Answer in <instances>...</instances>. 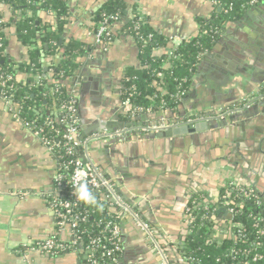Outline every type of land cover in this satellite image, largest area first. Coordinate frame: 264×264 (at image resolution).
Returning <instances> with one entry per match:
<instances>
[{"label":"crops","instance_id":"1","mask_svg":"<svg viewBox=\"0 0 264 264\" xmlns=\"http://www.w3.org/2000/svg\"><path fill=\"white\" fill-rule=\"evenodd\" d=\"M102 1L69 0L70 13L61 28L60 51L55 57L57 59L59 54L62 55L71 41L87 47L77 59L79 64L74 75L63 82L75 102L81 126L79 139L102 130L93 129L100 122L135 123L112 130H131L134 144H143L142 147L121 148L118 151L116 147L122 145L117 144L112 151L110 142L91 140L87 148L88 157L113 180L124 202L128 203L127 198L133 201L130 205L135 206L141 218L153 227L165 247L175 249V252H168L171 264H186L177 245L181 238L186 239L191 233L196 199L204 210L203 215L215 240L228 238L234 232L232 219L220 211L221 208L229 209L226 195L230 193L231 181L256 192L264 206V112H260V108H264V100L242 112L248 113V116L239 118L237 122L254 117L245 125V132L238 127L216 136L214 145L213 140H209L207 149L200 147L201 155L206 152L215 155L211 157L214 160L209 161L210 158L207 164L198 162L191 166V159L185 158L186 154L178 155L177 151L172 154L166 148L157 149V139L151 138L154 133L137 131L139 126L171 120L169 112L154 110L133 115L131 110H127L122 96L123 74L127 67L139 66V48L135 38L120 30L131 10L126 11L122 19H117L114 27H110L111 38L98 44L94 37L92 13ZM259 5H263V0L256 6ZM134 11L147 18L157 34L169 39L176 34H194L198 20L211 17L214 7L210 0H136ZM49 15L45 11L37 15L47 30L55 28V20ZM0 17L9 23L13 18L12 8L0 4ZM263 26L264 12L247 18L242 28L225 26L224 33H233L230 37L237 46L226 43L216 59L206 60L203 64L201 80L194 83V77L191 78L188 88L193 85V89L198 87L195 90L197 99L205 96L211 101V96L216 93L228 95V100L241 102L258 94L264 87V40H260L258 45V38H251L250 34L257 33L256 29ZM3 32L9 62L20 64L25 61L31 46L20 41L15 23L6 25ZM248 45H257V56L258 52L262 55L259 60L251 63L244 60L243 51ZM236 53L242 55L238 61L228 58H234ZM231 61L233 71L224 72ZM26 78V74L17 75L19 82H25ZM213 79L225 81L227 86L217 89L212 86ZM196 98H189L185 104L183 111L186 114L200 110L206 112L200 102V105L195 102ZM194 104L200 110L192 108ZM173 112L178 113L176 110ZM152 160L154 167L145 162ZM219 160L230 162L238 169L221 164ZM162 164L167 168L165 172L160 167ZM55 170V158L47 146L15 119L0 98V264H83L79 248L58 256L25 249L30 243L46 240L53 234H58L61 240L67 242L72 240L73 233L68 226L57 231L54 213L47 201V197L57 189ZM160 177L164 179L160 180ZM121 223L119 264H159L134 222L124 217Z\"/></svg>","mask_w":264,"mask_h":264},{"label":"trees","instance_id":"2","mask_svg":"<svg viewBox=\"0 0 264 264\" xmlns=\"http://www.w3.org/2000/svg\"><path fill=\"white\" fill-rule=\"evenodd\" d=\"M135 1H102L92 13L94 32L105 17L115 15L120 20L126 11L131 10L120 30L135 38L139 48V66H130L124 71L123 99L129 101L132 109L142 107L144 111H175L182 98L181 93L188 90L201 56L223 34L226 23L239 19L248 9L244 8L247 7V0H216L212 16L198 20L197 34L176 48H171L169 39L151 28L147 18L138 21L134 17ZM0 4H7L13 11V18L9 23L0 17L3 20L0 28L14 22L20 41L31 46L25 61L20 64L9 62L5 54L4 32L0 29V71L13 76L15 88L12 98L16 102L19 116L42 127L46 137L51 140L64 142L62 135L65 126L62 119L65 112L59 106L68 102L71 96L63 82L74 75L79 64L77 59L87 48L83 43L71 41L65 46L61 57L55 59L60 51V31L70 13L69 0H0ZM44 11L50 12V18L55 20V28L47 30L37 16ZM28 12L31 13L30 16L27 15ZM114 26L115 21H111L110 27ZM110 38L111 29L105 40ZM19 73L27 75L25 82L17 81ZM36 76L40 78L37 79ZM258 93L264 96V87ZM77 154H81L80 150H77ZM53 156L58 164L55 173L70 174L72 156L66 153L65 147L55 148ZM64 183L63 188L47 197L48 204L55 210L63 211L57 201L78 200V205L72 212L78 219L79 238L74 248L68 251L55 250L51 255L58 256L79 248L83 264H88V255L98 264H109V257L103 253L104 248H94L87 253L84 247L90 237L96 238L101 234L109 238L103 243L105 248L112 247L114 240L121 245L105 228L106 224L120 227V213L103 190H94L88 186L95 198V202L89 203L79 199L77 193L70 192L67 180H63ZM234 193H230L233 202L228 207L235 213L233 230L236 234L230 239L213 238L210 225L206 219L201 218L204 210H201L199 200H195V220L181 249L182 256L187 259L186 264H264V234L261 233L264 228L263 202H260V196L254 191L248 198L235 197ZM48 238L61 240L58 234Z\"/></svg>","mask_w":264,"mask_h":264},{"label":"built area","instance_id":"3","mask_svg":"<svg viewBox=\"0 0 264 264\" xmlns=\"http://www.w3.org/2000/svg\"><path fill=\"white\" fill-rule=\"evenodd\" d=\"M261 0H247L245 4L247 7L250 8L256 6L260 3ZM213 5H216V0H210ZM47 14H50L49 11H45ZM50 16V15H49ZM134 17L138 21H143L144 17L139 13L136 12ZM3 20L0 18V23ZM111 21H117V16H107L103 19V21L99 24L97 29L94 32V37L96 43H103L105 42V36L110 31V24ZM3 31V27L0 28ZM198 29V27H197ZM197 34V30L192 35H184V34H176L169 38V46L171 48H176L184 44L185 42L191 40ZM171 54V53H170ZM203 56V55H202ZM201 56V57H202ZM36 78H40V76H36ZM15 88V83L13 76L9 74H4L0 71V98L5 104V106L12 112L15 119L19 120L25 127L29 128L36 136H38L42 142L47 146L49 152L53 155L54 149L59 148L60 146L65 147L66 153L72 156L71 165L72 170L70 174H61L55 173V182H56V192H58L61 188L65 186L63 184V180H67L70 184V192L72 194L76 193V189L80 183H87L89 187L94 190H103L106 192V197L109 198L110 202L113 204L116 210L120 213L121 219L124 217H129L135 224V226L143 233L144 239L146 240L147 244L150 245L154 254L158 258L159 264H171L169 260L168 252L164 245H162L156 231L153 227L144 219L141 218L140 213L135 210V206L130 205L124 202L117 192L116 186L113 180L106 176L105 173L88 157L87 148L88 143L91 140H102L105 142H112L125 139L127 136H130L132 132L129 129H116V130H99L89 134L85 139H79V135L81 132V126L79 124V120L77 117V110L75 106L74 100L71 98L68 102L61 104L59 106L60 110H64L65 114L63 116L62 122L65 126V132L62 135L64 142L55 141V139H50L46 137L44 134V130L42 127L36 126L30 121H26L20 118L18 109L16 107V102L12 98V92ZM185 93H181V97ZM264 100L263 94H256L250 97L244 98L240 104L237 106H232L228 108L226 112L219 113L216 115H188L185 117H174L171 120L163 121L160 123L150 124L146 126H139L138 133H157L164 130H170L180 126H189L195 125L199 122H211L213 120H219L221 117L227 114H233L236 111H241L242 109L250 108L254 103L258 101ZM125 104H128V100H124ZM133 115H140L144 111L142 107H136L131 109ZM50 123V120H48ZM134 132V131H133ZM77 150H80L81 154H77ZM55 158V157H54ZM56 165L57 160L55 159ZM230 185V193L233 191L235 192V197H245L248 198L253 195V190L244 188L236 184L235 182L231 181ZM25 195V193H24ZM234 197V198H235ZM48 201V200H47ZM257 202V201H256ZM261 202V199H260ZM49 203V201H48ZM57 203L62 207L63 211H58L52 208L57 231L63 230L66 226H69L71 229L73 236L71 243L64 241V240H55L52 238H47L46 240H41L40 242L30 243L28 246L25 247L27 251H36L45 253L48 255L53 254L55 250H62L68 251L73 246L78 243L79 238V231L77 229V216L74 215L72 212L73 208L78 205V200H64V201H57ZM228 211L232 214V223L234 225V210L231 207H228ZM115 210V209H113ZM201 218L205 219V215H202ZM105 228L110 232V236L113 239H118L120 243V227L117 225H109L106 224ZM264 234V228L261 231ZM236 234V231L233 232V235ZM109 238L101 234L99 237L92 238L90 237L88 240L87 245L84 247L87 253L93 251L94 248L102 247L104 248V255L109 257L110 263L109 264H119V256L121 253V245L117 244L116 241H113V246L110 248H105L103 245L104 242L108 241ZM88 264H98L97 261L91 256L86 257V262Z\"/></svg>","mask_w":264,"mask_h":264},{"label":"water","instance_id":"4","mask_svg":"<svg viewBox=\"0 0 264 264\" xmlns=\"http://www.w3.org/2000/svg\"><path fill=\"white\" fill-rule=\"evenodd\" d=\"M258 12H264V0H263L262 6L261 5L254 6L250 9H248L247 11H245L243 13V15L239 19L227 22L226 26H228V27L230 26V27H234V28H242V25L247 22V18L253 16V14L258 13ZM256 30H257L256 31L257 33H255V34L251 33L250 35H251V38H258V40L256 41V44L260 45L259 41L264 40V26L262 28H257ZM231 34H233V33H231V32H225L224 33L223 32L221 37L216 40L214 45L203 54L201 60H199L200 62H198V64H197V68H196L195 73L192 75V78L194 77L193 78L194 83H196V80H198V79L201 80V75H202L201 72L204 70L203 64L206 63V60L216 59L217 55L222 52V49H223L222 47L226 43L231 44V45L236 44L231 39V37H230ZM234 35H236V33H234ZM236 46H237V44H236ZM256 46L253 47L251 45H248V48L246 49V51L245 52L243 51V53L245 54V57L243 56L244 60L251 63L257 59L258 60L260 59L261 54L258 52V56H257V52H256L257 49H255ZM246 52H248V53L246 54ZM60 57H61V54H59L57 58H60ZM239 57L241 58L242 55L241 54L239 55L236 53L234 55V58L232 56H229L228 58H231L232 60L234 59L235 61H238ZM262 57H264V55ZM232 62L233 61L230 62L228 68H226V70L224 72H227L228 70H230L229 73H231L233 71V70L231 71V69L234 68V64ZM197 70H198V72H197ZM212 86H214L217 89H223L224 87H222V86H227V84L225 81L223 83V81H220V80L216 81L215 79H213ZM193 87H194V85L192 86V88H188V91L182 96L179 104L176 106V111H178V113H174L171 109L167 110L169 112V117L171 119L174 117H185L186 116V112L183 111L185 104L189 101V98H193V97L196 98L195 90L198 87H196L195 89H193ZM212 91H214V90H212ZM211 98H212L211 101H209V99L205 96L200 98V99L196 98L195 102L196 103L200 102L201 105H203L204 109H206V110H204L206 112L201 111L200 108L196 109L198 106H197V104H194V107H192V108H194L195 110H200V111L194 112L195 114L192 113L190 115H216L219 113H224V112H226V110L228 108H231L232 106H237L238 104L241 103V102H236L235 100H232V99L228 100V95H226V94L222 95V94L214 93L211 96ZM217 100L219 102H217ZM200 103H199V105H200ZM255 105H257V103L253 104V106H255ZM126 107H127L128 111H130L132 109L129 103L126 104ZM248 109H242L241 111H236L233 114L225 113V115L223 117H221L219 120H213L211 122H199L195 125L180 126V127H176V128L170 129V130H164L161 132H157V133H154L151 138L157 139V142H156V145H158L156 147L157 149L166 148V151H170L172 154L174 153V151H177L178 153H176V154H178V155L183 154V153L186 154L185 158H189L188 160L191 159L190 160L191 166L193 163H194V165H196V163H198V162L202 163V164H207V162L214 160L211 157H215V155L211 154V153H207V152H206L207 154L205 153L204 155H201L200 150H199L200 147L202 146V150H203V148L207 149L208 143L212 140H213L212 144L214 145L216 136H218L219 134H222L226 131L227 132L233 131L239 127L242 129L243 132H245V125L248 124L249 122H251L254 117H248V118H245L239 122H237V121L241 117H247L248 116V113H242ZM180 111H182V112L180 113ZM260 112H264L263 107L260 108ZM132 125H135V123H133V122H122V121H112V122H105V123L100 122L99 124L94 125L93 129L100 128L103 130V128H107L108 130H112L115 128H120V127H124V126H132ZM110 144H111L110 146H111L112 151L115 149V145H117V144L122 145V146H119L120 148L116 147L118 151H120L121 148H123V149L129 148L130 149V148H135V147H142L141 145H143V144H137V145L134 144L133 138L131 136H128L126 139H123L120 142L112 141V142H110ZM151 147H154V146L152 145ZM150 150H151V148H150ZM204 157H206V159H204ZM227 158L229 159L230 157H227ZM145 162L146 163L149 162V164H151L153 167L155 165L153 160L152 161H145ZM220 163L226 164V165L231 166L232 168L238 169V166L231 165V164H229L230 162L228 163L227 161L226 162L220 161ZM160 167L163 169L164 172L167 169L163 164ZM198 167L200 169V166H198ZM165 175L169 176L167 173ZM115 176H117V175L115 174ZM159 179L163 180L164 177H160ZM118 182L120 183L121 181L118 179ZM230 196H231L230 193L226 195V200L229 203L233 202L231 200ZM195 197H193V198H195ZM127 201L129 204H132V202H133L129 198H127ZM220 211L226 213V217L228 219H232V214L229 211H226V209H224V208H221ZM228 238L230 239L231 236H229ZM184 242H185V239L181 238L179 245H177L180 252H181V249H182ZM169 250L175 252L174 248H169V249L166 248L167 252H169ZM183 259L185 261L187 260L185 257H183Z\"/></svg>","mask_w":264,"mask_h":264},{"label":"clouds","instance_id":"5","mask_svg":"<svg viewBox=\"0 0 264 264\" xmlns=\"http://www.w3.org/2000/svg\"><path fill=\"white\" fill-rule=\"evenodd\" d=\"M76 193L78 194L79 199L84 200L85 202H95V198L89 191L87 183H80L76 189Z\"/></svg>","mask_w":264,"mask_h":264},{"label":"flooded vegetation","instance_id":"6","mask_svg":"<svg viewBox=\"0 0 264 264\" xmlns=\"http://www.w3.org/2000/svg\"><path fill=\"white\" fill-rule=\"evenodd\" d=\"M203 111V110H202ZM188 114H186V116H187ZM261 199V198H260ZM263 208H264V206H263Z\"/></svg>","mask_w":264,"mask_h":264}]
</instances>
